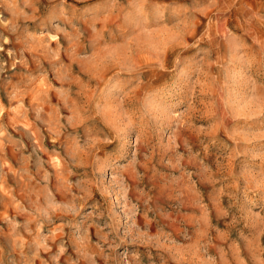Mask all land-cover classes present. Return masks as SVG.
I'll return each mask as SVG.
<instances>
[{
	"label": "rangeland",
	"instance_id": "1",
	"mask_svg": "<svg viewBox=\"0 0 264 264\" xmlns=\"http://www.w3.org/2000/svg\"><path fill=\"white\" fill-rule=\"evenodd\" d=\"M0 264H264V0H0Z\"/></svg>",
	"mask_w": 264,
	"mask_h": 264
}]
</instances>
